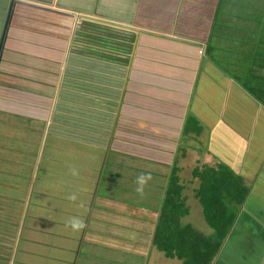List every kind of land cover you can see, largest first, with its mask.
I'll return each mask as SVG.
<instances>
[{
	"label": "crops",
	"instance_id": "crops-1",
	"mask_svg": "<svg viewBox=\"0 0 264 264\" xmlns=\"http://www.w3.org/2000/svg\"><path fill=\"white\" fill-rule=\"evenodd\" d=\"M225 7L0 0V264H181L154 226L170 182L180 218L209 170L247 187L211 264H264V40H208Z\"/></svg>",
	"mask_w": 264,
	"mask_h": 264
},
{
	"label": "trees",
	"instance_id": "trees-1",
	"mask_svg": "<svg viewBox=\"0 0 264 264\" xmlns=\"http://www.w3.org/2000/svg\"><path fill=\"white\" fill-rule=\"evenodd\" d=\"M204 176L197 197L212 235L204 236L190 225L179 222L178 216L182 212L178 201L180 188H175L174 181L166 188L154 226L153 245L166 256L179 259L181 264H211L233 222L234 206L229 204L232 201L235 205L241 203L247 191L238 176L232 179L216 170H209Z\"/></svg>",
	"mask_w": 264,
	"mask_h": 264
},
{
	"label": "rangeland",
	"instance_id": "rangeland-1",
	"mask_svg": "<svg viewBox=\"0 0 264 264\" xmlns=\"http://www.w3.org/2000/svg\"><path fill=\"white\" fill-rule=\"evenodd\" d=\"M227 1H228V4L232 2V0H219L218 15L221 13V9L225 7L224 5L226 4ZM233 1H235V4L229 7L228 6L225 7L224 19L223 18L220 19L218 17L219 18L218 21L217 20L214 21L213 27L210 28L209 30L210 37H208V40H214V44L217 45V47L219 46L225 50L231 49V51L236 49L237 47L239 48V46L242 47V45L245 43V42H242L243 40H251V41L264 40V33H263L264 32V9L261 8L262 6H264V0H241V1L233 0ZM257 5H258V8L257 10L254 11V8ZM250 16H252L253 18ZM218 40H221L220 44ZM228 40L231 41L230 46L227 45ZM222 45H226V46H222ZM223 49L222 51H225ZM216 56L217 55L215 54L214 57L216 58ZM218 56H220V54ZM194 137H192V139ZM199 207L200 205L198 206L197 203H195V205L191 206V208L189 209L188 214L186 216H181L180 218H178V220H180L179 221L180 223L181 222L190 223L191 225L195 227V229L199 231H201V229L206 228L204 229L205 231L204 230L202 231V233L208 232L211 236L212 230L207 226L202 216L200 218ZM152 217H153L152 215L144 216L145 228H146V231L147 229H149L148 232H150L151 230L150 220H152ZM262 239L264 241V238ZM262 248L264 249V245ZM230 249H231L230 245L226 246L223 249V252L225 255H227L230 258L231 260L230 264H234L235 263L234 258L238 256L236 253L232 254ZM224 258H226V256ZM229 258H226V259L228 260Z\"/></svg>",
	"mask_w": 264,
	"mask_h": 264
},
{
	"label": "clouds",
	"instance_id": "clouds-1",
	"mask_svg": "<svg viewBox=\"0 0 264 264\" xmlns=\"http://www.w3.org/2000/svg\"><path fill=\"white\" fill-rule=\"evenodd\" d=\"M152 179L151 174H141L137 177L136 184L137 188L136 191L141 196L144 193V188L148 184V182ZM69 199L75 200L76 196L72 195ZM67 226L70 227L74 232H78L84 228V221L78 217H71L67 222Z\"/></svg>",
	"mask_w": 264,
	"mask_h": 264
}]
</instances>
